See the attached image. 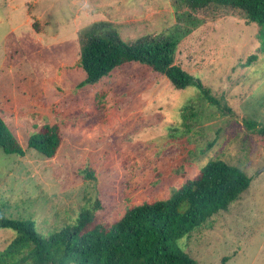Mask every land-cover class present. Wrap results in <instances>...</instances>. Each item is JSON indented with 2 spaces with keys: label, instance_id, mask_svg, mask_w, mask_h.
Masks as SVG:
<instances>
[{
  "label": "rangeland",
  "instance_id": "374dc122",
  "mask_svg": "<svg viewBox=\"0 0 264 264\" xmlns=\"http://www.w3.org/2000/svg\"><path fill=\"white\" fill-rule=\"evenodd\" d=\"M93 28L126 43L189 29L174 61L230 111L134 62L84 83L80 44ZM0 119L25 150L0 149L7 216L31 219L44 236L82 209L112 223L220 159L250 177L248 189L176 244L196 264L224 256L226 264H264V29L239 10L172 0H0ZM53 123L63 137L54 157L27 148ZM14 235L0 228V250Z\"/></svg>",
  "mask_w": 264,
  "mask_h": 264
},
{
  "label": "trees",
  "instance_id": "16d2710c",
  "mask_svg": "<svg viewBox=\"0 0 264 264\" xmlns=\"http://www.w3.org/2000/svg\"><path fill=\"white\" fill-rule=\"evenodd\" d=\"M172 1L192 8L214 4L237 9L247 24L264 29V0ZM188 32L189 29L175 30L160 38L126 43L115 32L101 34L99 30L89 29L80 44L79 65L85 72L84 83H94L112 70L134 62L164 76L175 89L194 86L218 110L228 108L198 78L175 63L178 42ZM255 57H249L247 63ZM246 124L254 126L253 122ZM62 138L57 123L46 124L28 138L26 146L52 158ZM0 149L6 154H25L1 119ZM250 182V177L238 166L220 159L209 160L192 178L172 189L167 198L134 205L112 223L98 221L93 210L82 209L73 224L49 236L42 235L31 219L7 216L0 206V228L15 231L14 237L0 250V264H196L176 240L226 211L248 189ZM227 259L224 256L220 264H226Z\"/></svg>",
  "mask_w": 264,
  "mask_h": 264
},
{
  "label": "water",
  "instance_id": "95a60500",
  "mask_svg": "<svg viewBox=\"0 0 264 264\" xmlns=\"http://www.w3.org/2000/svg\"><path fill=\"white\" fill-rule=\"evenodd\" d=\"M262 170H264V167H263V169Z\"/></svg>",
  "mask_w": 264,
  "mask_h": 264
}]
</instances>
